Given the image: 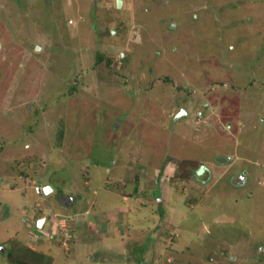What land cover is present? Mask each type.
<instances>
[{"label": "rangeland", "instance_id": "obj_1", "mask_svg": "<svg viewBox=\"0 0 264 264\" xmlns=\"http://www.w3.org/2000/svg\"><path fill=\"white\" fill-rule=\"evenodd\" d=\"M0 264H264V0H0Z\"/></svg>", "mask_w": 264, "mask_h": 264}, {"label": "crops", "instance_id": "obj_2", "mask_svg": "<svg viewBox=\"0 0 264 264\" xmlns=\"http://www.w3.org/2000/svg\"><path fill=\"white\" fill-rule=\"evenodd\" d=\"M30 147V144L28 145V147L27 148H29ZM46 185H50V183H44L43 182V179H42V185H41V187L40 186H38L37 187V191L39 192V193H41V195L42 196H44L45 197V194L44 193H42L41 192V189L44 187V186H46ZM51 186V185H50ZM73 186H71V188H72ZM53 190H54V188L52 187V189H51V191H49L48 192V194H46V196L48 197L49 196V194L51 193V192H53ZM94 192H96V191H94ZM125 199V198H124ZM127 199V198H126ZM57 200V202L56 203H58L60 206H61V209H54L53 207H52V205L51 204H49L48 205V208L52 211V213H56V214H64V215H67L68 217H70L69 216V213L67 212V209L68 208H71V207H73V204H71V203H67L64 199H62L61 198V196H59V199L57 198L56 199ZM94 200H92V201H90V209H87V210H83L82 212H81V216H80V218H78V219H76L75 221H72V219H69L70 221H69V223H70V225H72L73 226V229H74V231L76 232V231H79V230H81V231H83L84 232V234L85 235H87V236H89V234H92V232H91V230L89 229V231L88 230H86V227H85V223L86 222H88L90 219H92V223H91V225L93 226L92 228H93V230H94V233H93V235L95 236V239L97 238V240H98V237H100V236H103V237H106L107 235H108V233L109 232H112V233H114V234H116V232L119 234L120 232V229H123L124 228V223H122V222H125V220H124V218L123 219H121V221L117 218V214L115 213V212H107L106 213V215H104L103 216V213H101L100 211H98V209H100V206H102L101 204H99V202H95ZM95 204H97L96 206H95ZM52 207V208H51ZM99 207V208H98ZM116 208V207H115ZM117 210H119V207L118 208H116ZM101 210H102V208H101ZM116 210V211H117ZM76 212V211H75ZM40 214H41V212H40ZM90 214H91V217L90 218H88L89 216H90ZM110 214V215H109ZM114 215L116 216V217H114ZM37 216V215H36ZM41 216H47V213L46 214H44L43 212H42V214H41ZM51 217L52 216H49V219H51ZM71 218V217H70ZM75 218V217H74ZM84 219V220H83ZM84 221V222H83ZM72 222V223H71ZM73 222H76V223H73ZM51 223H52V221L51 220H47L46 222H44V225H43V228H44V226L46 225H50L51 226ZM126 223V222H125ZM84 226V227H83ZM38 227H39V225H38ZM49 227V226H48ZM119 228V229H118ZM46 229V228H45ZM47 230V229H46ZM51 230V229H50ZM50 230H47V234H48V232L50 231ZM99 232V233H98ZM122 232V231H121ZM28 234H30V235H32V236H35L34 235V233H30V232H28L27 233V236L26 237H28ZM117 234V235H118ZM109 235H113V234H110L109 233ZM90 238H87L86 237V240H84L83 242H85V241H87L88 239H90V240H92V238L94 239V237L91 235V236H89ZM30 238V237H29ZM31 239V241H32V243L33 242H36L37 240H34V238H30ZM37 239H40L39 240V245H47V243H45V240H43L42 238H38L37 237ZM48 239H51L49 236H48ZM53 240V239H52ZM80 239H77L76 241H78V242H80L79 241ZM38 242V241H37ZM88 242H89V240H88ZM88 242H86V243H88ZM42 245V246H43ZM33 246V245H32ZM48 247V246H47ZM59 249V248H58ZM40 250V249H39ZM42 250V249H41ZM50 251V250H49ZM37 252V251H36ZM53 252V249L50 251V253H52Z\"/></svg>", "mask_w": 264, "mask_h": 264}, {"label": "built area", "instance_id": "obj_3", "mask_svg": "<svg viewBox=\"0 0 264 264\" xmlns=\"http://www.w3.org/2000/svg\"><path fill=\"white\" fill-rule=\"evenodd\" d=\"M63 216H58V214L53 213L51 217V230L48 232V236L50 238L60 239V246L65 249L69 247L68 241L70 239L69 230H68V222Z\"/></svg>", "mask_w": 264, "mask_h": 264}, {"label": "clouds", "instance_id": "obj_4", "mask_svg": "<svg viewBox=\"0 0 264 264\" xmlns=\"http://www.w3.org/2000/svg\"><path fill=\"white\" fill-rule=\"evenodd\" d=\"M42 191V190H41ZM43 192V191H42ZM52 215H53V213H52ZM51 215V216H52ZM58 215H61V214H58ZM39 220H42L43 222H42V224L40 225V224H38L39 225V228H43V225H44V222H46L47 220H49V217L48 216H41L40 217V219H38L37 221L39 222ZM51 239H53L54 240V242H55V238H51ZM60 248H64V247H61L60 246ZM64 250H65V248H64Z\"/></svg>", "mask_w": 264, "mask_h": 264}, {"label": "water", "instance_id": "obj_5", "mask_svg": "<svg viewBox=\"0 0 264 264\" xmlns=\"http://www.w3.org/2000/svg\"><path fill=\"white\" fill-rule=\"evenodd\" d=\"M121 1H122V0H117V4H118V6L121 4ZM51 189H52V188H51L50 185H46V186H44V187L42 188V191H43L44 194H47L49 191H51ZM38 224H40V220H39Z\"/></svg>", "mask_w": 264, "mask_h": 264}, {"label": "trees", "instance_id": "obj_6", "mask_svg": "<svg viewBox=\"0 0 264 264\" xmlns=\"http://www.w3.org/2000/svg\"><path fill=\"white\" fill-rule=\"evenodd\" d=\"M201 169L203 170V168L200 167L199 169L196 170L195 173H196L197 175H200L199 172H201ZM203 172H204V171H203ZM204 173H205V172H204ZM139 177H140V179H142L141 176H139V175H136V176H135V178H134L135 182H137V181L140 180ZM200 179H201V178H200Z\"/></svg>", "mask_w": 264, "mask_h": 264}, {"label": "bare ground", "instance_id": "obj_7", "mask_svg": "<svg viewBox=\"0 0 264 264\" xmlns=\"http://www.w3.org/2000/svg\"><path fill=\"white\" fill-rule=\"evenodd\" d=\"M42 222H43V221H42V220H40V225L42 224Z\"/></svg>", "mask_w": 264, "mask_h": 264}]
</instances>
